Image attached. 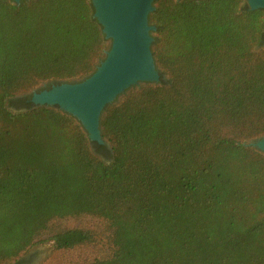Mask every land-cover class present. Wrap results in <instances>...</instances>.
Masks as SVG:
<instances>
[{
    "label": "trees",
    "instance_id": "trees-1",
    "mask_svg": "<svg viewBox=\"0 0 264 264\" xmlns=\"http://www.w3.org/2000/svg\"><path fill=\"white\" fill-rule=\"evenodd\" d=\"M153 5L160 80L105 107L111 156L72 115L21 97L95 70L110 39L92 0H0V264L91 242L51 230L78 216L104 221L113 246L84 264H264V154L244 144L264 136V9Z\"/></svg>",
    "mask_w": 264,
    "mask_h": 264
},
{
    "label": "water",
    "instance_id": "water-1",
    "mask_svg": "<svg viewBox=\"0 0 264 264\" xmlns=\"http://www.w3.org/2000/svg\"><path fill=\"white\" fill-rule=\"evenodd\" d=\"M11 1L19 3L21 0ZM154 1L92 0L94 17L101 24L105 37L110 39L104 58L89 76L81 80L44 83L43 86L47 83L50 86L34 91L30 96L33 107H57L75 117L90 141L104 144L100 120L105 107L132 86L159 81V71L150 48L154 26L148 23ZM245 3L251 10L264 9V0H245ZM55 92L74 97H53ZM250 144L264 153V136L251 140Z\"/></svg>",
    "mask_w": 264,
    "mask_h": 264
},
{
    "label": "rangeland",
    "instance_id": "rangeland-1",
    "mask_svg": "<svg viewBox=\"0 0 264 264\" xmlns=\"http://www.w3.org/2000/svg\"><path fill=\"white\" fill-rule=\"evenodd\" d=\"M163 78H166L165 75L163 76ZM44 83L46 82L39 84L36 88L32 89L30 92L23 93L21 95L27 94L31 96L32 92L34 91L38 92L43 88H48L47 86H43ZM142 84L143 83L137 86H132L129 89L137 88L141 86ZM122 95H120L113 102V104L118 103ZM102 139L104 140L105 142L104 144L109 149L111 156H112L110 143L107 140H105L103 137ZM254 139H257V138L248 139L244 142V144L255 149L256 151H259L258 149H256L250 144V141ZM91 149L94 152V154L98 156L101 160H103L104 162H109L111 160V156H106L103 153H97L92 145H91ZM66 226L67 227L74 226V227L89 228L93 232V240L87 244L76 246L68 250H59L54 246V243L52 241L48 240L46 242L39 243V244L32 246L23 255V257L32 258V261L30 264H84L87 260L91 258L107 257L112 254L113 246L111 244L110 231L108 229L107 224L101 219L95 218L92 216H78V217L70 218L66 220L55 221L53 223V227L51 228V230L60 229Z\"/></svg>",
    "mask_w": 264,
    "mask_h": 264
},
{
    "label": "flooded vegetation",
    "instance_id": "flooded-vegetation-1",
    "mask_svg": "<svg viewBox=\"0 0 264 264\" xmlns=\"http://www.w3.org/2000/svg\"><path fill=\"white\" fill-rule=\"evenodd\" d=\"M49 83L46 84V86L48 85ZM25 96H29V99H30V95H27V94H24L23 96L21 97H25ZM29 99H27V101H29ZM30 102V101H29ZM32 261V258H29V257H22L21 259H19L18 261L12 263V264H30Z\"/></svg>",
    "mask_w": 264,
    "mask_h": 264
},
{
    "label": "bare ground",
    "instance_id": "bare-ground-1",
    "mask_svg": "<svg viewBox=\"0 0 264 264\" xmlns=\"http://www.w3.org/2000/svg\"><path fill=\"white\" fill-rule=\"evenodd\" d=\"M72 95V94H71ZM59 97V98H64V99H69L70 97H74V96H69L67 93H60V94H58V92H55L54 94H53V97Z\"/></svg>",
    "mask_w": 264,
    "mask_h": 264
}]
</instances>
